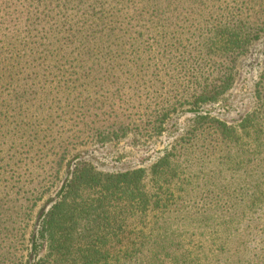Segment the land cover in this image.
I'll use <instances>...</instances> for the list:
<instances>
[{
  "label": "trees",
  "instance_id": "obj_1",
  "mask_svg": "<svg viewBox=\"0 0 264 264\" xmlns=\"http://www.w3.org/2000/svg\"><path fill=\"white\" fill-rule=\"evenodd\" d=\"M263 38L264 0H0V264H264V68L254 109L235 122L210 110ZM181 114L149 167L86 156ZM211 148L204 186L241 179L227 215L193 205ZM184 221L215 237L196 248Z\"/></svg>",
  "mask_w": 264,
  "mask_h": 264
},
{
  "label": "rangeland",
  "instance_id": "obj_2",
  "mask_svg": "<svg viewBox=\"0 0 264 264\" xmlns=\"http://www.w3.org/2000/svg\"><path fill=\"white\" fill-rule=\"evenodd\" d=\"M264 68V38L260 41L251 51L247 54V57L243 61V67L240 72L239 79L232 90L229 92L227 99L220 104L214 105L210 108L211 112L229 122H235L241 116H243L248 111L254 109L257 106V83L259 81L260 73ZM172 87V85H169ZM154 95V94H150ZM156 96V95H155ZM153 99H146V104L154 101ZM181 114L168 125L163 134L153 136L146 134V137L132 133L128 138L118 142L109 144L104 147H90L87 148V158L91 160L95 166L102 171H124L128 169L138 168V167H149L153 162H155L167 149L174 144V141L180 136L183 131L184 122L187 115ZM189 116V115H188ZM221 155L220 148L218 151L215 149L208 150L203 157L204 161V171L200 173L201 178L200 185H194L195 190L199 195H195L192 198L193 205L195 207H200L202 203L206 200L211 199L214 205L221 203H226L223 207L217 208V211L226 214V211L233 209L231 204H227V198L225 194L235 195L239 193V183L241 181L240 177L231 172H225L224 176L221 177L223 183L228 185V188H218L217 186L210 187L211 179L207 182L209 187L204 185L205 178L211 176V169L214 168L215 160ZM201 171V167L198 168ZM205 172V173H204ZM208 175V176H206ZM62 182L57 181L51 185L49 192L47 193L45 199L41 201L37 207L34 209L32 219L30 220V225L26 227V233L24 235V240L20 243L19 248H21L24 254L30 253V234L37 220V215L43 207L47 199L57 196V193L61 187ZM211 188V189H210ZM210 189V190H209ZM200 193H206V195L200 196ZM223 198V200H221ZM181 220V219H180ZM184 226L182 232L184 236L190 241L192 245L196 248L201 247L203 242L210 236L213 239L215 234H206L208 229L203 227H197L195 225H190L187 223ZM208 242H205V246Z\"/></svg>",
  "mask_w": 264,
  "mask_h": 264
}]
</instances>
